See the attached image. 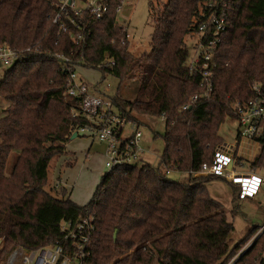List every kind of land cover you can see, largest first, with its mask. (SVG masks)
I'll use <instances>...</instances> for the list:
<instances>
[{
  "label": "trees",
  "instance_id": "obj_1",
  "mask_svg": "<svg viewBox=\"0 0 264 264\" xmlns=\"http://www.w3.org/2000/svg\"><path fill=\"white\" fill-rule=\"evenodd\" d=\"M120 1L111 2L102 20L88 23L91 37L79 46L73 26L61 32L52 24L57 0H0V44L30 49L0 80V97L8 102L0 118V262L18 247L30 252L70 245L61 225L85 218L92 219L94 230L83 264H231L259 228L253 226L232 246L234 225L207 186L216 178L187 173L213 162L221 125L226 118L237 121L233 105L249 100L255 83L264 91V0L231 2L210 98L202 96L200 76L188 68L186 37L211 0H169L153 11L151 50L140 57L132 55L126 32L116 23ZM71 52L84 58L85 69L101 72L100 82L108 75L118 81L136 78L135 99L115 95L114 103L139 126L164 116L166 127L158 168L126 165L103 174L85 205L73 202L66 190L54 193L47 181L52 159L66 153L76 124L73 102L63 96L66 72L55 57ZM107 54L115 66L102 64ZM251 166L264 169V140ZM171 167L186 180H172L164 172ZM230 186L239 202V189ZM233 264H264V233Z\"/></svg>",
  "mask_w": 264,
  "mask_h": 264
},
{
  "label": "built area",
  "instance_id": "obj_2",
  "mask_svg": "<svg viewBox=\"0 0 264 264\" xmlns=\"http://www.w3.org/2000/svg\"><path fill=\"white\" fill-rule=\"evenodd\" d=\"M112 1L57 0L55 4L57 12L52 19V24L58 26L61 32L66 31L68 25L73 26L75 28L73 38L76 45H87L91 37V32L87 30L88 23L102 20L109 12ZM127 1L121 0L115 10L116 23L119 25H121L120 14ZM232 1L211 0L204 3L190 33V36H196L197 41L193 57L188 58V68L190 72L200 76V86L204 91L202 96L205 98H210L214 90V71L217 66L215 60L220 51L223 35L227 31ZM124 31L125 39L129 40L125 28ZM125 39H122V43ZM115 43L113 40L112 45ZM29 51L30 49L25 51L15 49L8 42L0 44V66L8 68L15 66ZM55 57L67 76V88L63 96L66 100L73 102L70 111L76 124L70 129V137L75 135L76 138L88 139L91 145L95 141L105 144L107 146L105 167L109 171L126 165L152 166L145 161V155L149 151L143 144V135L140 131L143 126L123 116L120 108L114 103L113 96L100 92L98 84L88 86L79 77V70L84 68L82 65L85 63L84 58L77 59L73 52L68 55L56 53ZM102 64L110 68L115 66V60L107 54ZM251 91L252 97L249 100L233 105L238 124L236 143L231 145L222 142L215 149L211 164H204L198 172L187 173L194 178L213 177L224 181L239 189L240 199H254L264 188V175L261 174L263 168L251 166V170H244L245 161L251 164L260 155L261 140L264 137V91L257 83L252 85ZM199 97H201L199 94L193 95L190 98V105ZM188 108V105L184 107V109ZM164 119L165 117L162 116V120ZM127 126L130 130L126 133ZM244 140L251 141L256 146V153L252 158L238 154ZM175 170L171 167L164 172L171 174ZM61 230L65 232V239L70 241V245H50L30 252L19 247L8 260V264H83L90 256L89 249L94 230L92 219L85 218L76 225L63 223ZM259 232V234L264 233V225L259 227ZM252 243L250 242L240 254L248 250Z\"/></svg>",
  "mask_w": 264,
  "mask_h": 264
},
{
  "label": "rangeland",
  "instance_id": "obj_3",
  "mask_svg": "<svg viewBox=\"0 0 264 264\" xmlns=\"http://www.w3.org/2000/svg\"><path fill=\"white\" fill-rule=\"evenodd\" d=\"M169 0H128L120 14L121 25L129 35V49L134 57H140L142 53H149L151 50L152 34L155 28V17L153 11L160 10ZM196 36L186 37V45L189 58L195 53ZM8 67L0 66V80L5 76ZM80 78L88 86L98 84L100 92L109 96H119L121 99L133 101L136 97L138 81L136 78H123L118 81L110 75L100 82L101 72L92 69L79 70ZM8 102L0 97V114ZM238 124L235 119L226 118L221 125L219 135L223 143L234 145L237 141L236 131ZM130 127L127 126L126 133ZM143 135V144L149 151L145 155V161L154 168L159 167V161L163 155L165 144L164 134L166 131L164 120L145 121L140 130ZM155 135H158L155 137ZM221 144V143H220ZM219 144V145H220ZM218 145V146H219ZM217 146V147H218ZM66 153L52 159L48 169V189L61 193L66 190L71 194V200L78 205H85L92 199L103 174L109 172L105 167L107 146L84 138H76L65 144ZM216 147V148H217ZM245 149L240 146L238 154L242 155ZM17 154L13 153L8 162V173L12 169ZM245 171L251 170V164L244 162ZM264 175V170L261 171ZM170 177L176 182L186 180V175L171 173ZM57 185L59 187H57ZM210 195L217 200L226 213L227 220L234 225V234L231 245H237L244 237L252 231L253 226L264 225V188H262L254 199L241 198L236 201L233 195V188L221 180H212L208 184ZM252 237L243 245L245 250L248 244L254 242L260 235L259 228L252 232ZM4 245V238H0V249ZM50 246V245H47ZM18 247V246H17ZM19 249L16 248L5 261L0 264H8L12 254ZM232 259V261L238 256ZM19 258V257H18ZM19 262V261H18ZM232 263V262H231ZM153 264H159L155 261Z\"/></svg>",
  "mask_w": 264,
  "mask_h": 264
},
{
  "label": "crops",
  "instance_id": "obj_4",
  "mask_svg": "<svg viewBox=\"0 0 264 264\" xmlns=\"http://www.w3.org/2000/svg\"><path fill=\"white\" fill-rule=\"evenodd\" d=\"M5 109L6 108H3L2 114H0V118L2 117ZM241 146L245 149V151L242 155H244L248 158H252L254 156V154L256 153V146L251 141L244 140V141H242Z\"/></svg>",
  "mask_w": 264,
  "mask_h": 264
},
{
  "label": "water",
  "instance_id": "obj_5",
  "mask_svg": "<svg viewBox=\"0 0 264 264\" xmlns=\"http://www.w3.org/2000/svg\"><path fill=\"white\" fill-rule=\"evenodd\" d=\"M74 139H76V136H75V135L71 138V140H74ZM263 140H264V137L262 138V141H263ZM116 238H117V231H115V234H114V239H116ZM254 242H255V241H254ZM254 242H253V243H254ZM253 243H252V245H253ZM252 245H251V246H252ZM251 246H250V247H251Z\"/></svg>",
  "mask_w": 264,
  "mask_h": 264
}]
</instances>
